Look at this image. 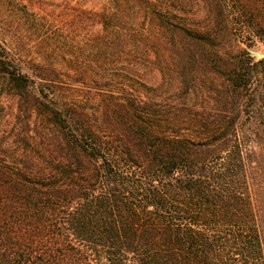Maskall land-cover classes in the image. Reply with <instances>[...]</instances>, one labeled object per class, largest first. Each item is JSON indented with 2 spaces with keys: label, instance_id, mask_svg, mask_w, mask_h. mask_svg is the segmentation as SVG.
I'll use <instances>...</instances> for the list:
<instances>
[{
  "label": "trees",
  "instance_id": "16d2710c",
  "mask_svg": "<svg viewBox=\"0 0 264 264\" xmlns=\"http://www.w3.org/2000/svg\"><path fill=\"white\" fill-rule=\"evenodd\" d=\"M191 1L107 0L89 12L104 58L91 111L56 91L60 78L98 81L86 66L26 62L18 38L0 39V94L18 98L27 129L22 161L0 163V209L35 226L29 238L72 244L74 264H264L251 177L264 137L244 124L264 119V57L238 40L264 43V0H198L204 24ZM142 65L163 82L149 86ZM201 87L213 92L200 101Z\"/></svg>",
  "mask_w": 264,
  "mask_h": 264
},
{
  "label": "rangeland",
  "instance_id": "374dc122",
  "mask_svg": "<svg viewBox=\"0 0 264 264\" xmlns=\"http://www.w3.org/2000/svg\"><path fill=\"white\" fill-rule=\"evenodd\" d=\"M198 0H192L187 10L190 19L196 24H204L206 14L201 10ZM107 0H24L22 3H8L0 0V39L6 41L19 39V53L23 61L48 63L51 65H84L95 75L98 81H89L86 86L78 84L66 85L65 78L58 84L57 90L64 99L85 101L88 110L94 107V100L98 93L100 73L104 70L103 54L95 49L93 39L102 32V25L90 18L89 12L100 11ZM194 4V6H193ZM60 39V40H59ZM241 46L259 59L255 53L264 57V43L255 40L249 47L248 39L238 38ZM238 42V41H237ZM48 49V50H47ZM55 50V51H53ZM102 52V51H101ZM153 59L155 55L151 56ZM144 76L149 86H159L163 80V72L155 65H142ZM149 67V68H148ZM134 68V67H133ZM148 69V70H147ZM120 82L125 87V94L132 93L137 87L133 72L120 76ZM220 81V80H219ZM210 91V90H209ZM213 91L199 89L200 101L203 97L212 95ZM200 109L203 108L200 106ZM19 100L10 93L0 94V163L13 165L15 161H22L25 152V138L27 129L24 125ZM251 131H262L264 137V119H251L244 122ZM34 134L35 132L32 131ZM256 150L254 169L251 170L253 195L261 218V234L264 258V138L259 142ZM16 210L19 206H15ZM0 209V264H74L66 257L67 251L73 250L72 244L64 247H53L49 238L39 236L28 237L29 230H38L35 226L28 228L26 221L14 219L12 210ZM20 212V209H18ZM77 264H104L93 257L85 258ZM224 264H256L254 261L244 260L239 255H231ZM260 264V262L258 263ZM262 264V263H261Z\"/></svg>",
  "mask_w": 264,
  "mask_h": 264
},
{
  "label": "water",
  "instance_id": "95a60500",
  "mask_svg": "<svg viewBox=\"0 0 264 264\" xmlns=\"http://www.w3.org/2000/svg\"><path fill=\"white\" fill-rule=\"evenodd\" d=\"M255 55L258 57V58H262L263 57V54L259 53V52H256Z\"/></svg>",
  "mask_w": 264,
  "mask_h": 264
}]
</instances>
